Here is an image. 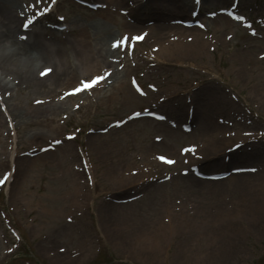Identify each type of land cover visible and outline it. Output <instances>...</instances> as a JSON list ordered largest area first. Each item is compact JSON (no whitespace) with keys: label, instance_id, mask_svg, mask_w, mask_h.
<instances>
[{"label":"rangeland","instance_id":"1","mask_svg":"<svg viewBox=\"0 0 264 264\" xmlns=\"http://www.w3.org/2000/svg\"><path fill=\"white\" fill-rule=\"evenodd\" d=\"M251 1L252 0H243V2L250 5V7L253 6ZM257 3L258 6L263 5L264 7V0H257ZM68 5H71L70 9ZM227 5L228 2L224 6ZM58 7H60L59 9L61 10L58 11V13L63 15L67 12L68 16L76 20L75 26L77 23L85 21L98 22L101 20L106 22L110 27V35L112 37L119 36V34L126 32L129 28H133V30L128 32H139L144 28L140 25L138 27L128 26L125 18L116 22L114 19V17L118 16L116 13H113V17L106 16L101 18L103 17L101 12L92 13L87 11L88 9L86 10L79 6L73 0L63 1ZM220 7H223L220 3L211 5L210 0H205V12L213 11ZM187 10L188 8H186L185 14H188ZM240 10H245V7H241ZM144 12V9L141 10L142 14H144ZM248 14L253 16L250 11H248ZM158 16L159 22H157V24L165 25L166 23L171 24V21L176 18H172V15L166 13ZM161 17L165 18V20H160ZM223 21L224 20H220L219 25L213 24L212 27H209L208 31L215 34L214 30H217L216 32L221 30L222 33L219 36L221 40L224 34L232 29H238L240 37L235 36L234 40L229 43L228 54L224 55L217 52H213L212 54L208 49H204V52L202 51L194 55L191 48L193 46L200 48L197 46L198 43H195L194 40L185 43L187 46H182L180 44L172 45V54L165 55L167 58L164 59L165 64H159L154 69L148 66L139 68L141 59L135 66H133L135 61L130 62L131 65L129 64L128 68L131 72L123 76L121 78L122 81L128 80L130 75L136 74L140 77L142 83L144 79H147V82H152V80L157 79L161 85L168 81L171 87L179 83L188 84L194 80H200L199 85L197 89L190 94L178 95L161 104L159 110L166 115L165 120L155 121L151 118H142L127 122L120 128L113 127L103 134L97 132L91 135L81 134L78 138H84L83 140H85V142H89V138L93 139L92 143L89 142L93 148H88L87 150L89 155L96 158L94 161L100 168H107L110 170L116 167L117 163H114L113 166L110 165L113 163L115 157L112 161L107 160V158H112L111 156H113L115 150L122 153L121 157H130L131 152H133L136 156H140L142 161H148L155 153L172 155L180 146L186 144L189 140L199 138L201 135L197 136L195 133L194 135L184 134L180 129V124L184 122L186 111L190 106H193L194 109L197 108L202 110L205 121L202 122L198 118H194L200 126L203 124L213 125L214 123L207 119L211 117L209 114L215 112L224 120L239 122L241 119L244 122L246 121V123L243 124V128L252 126L255 129L259 128L264 130V61H258L256 58L257 54L264 50V44L260 38H255L253 40L251 38L245 39V36H248L246 29L237 27V25L234 27V24L231 23L230 25H222ZM258 34L261 35L262 31L258 30ZM168 35L164 36L166 38L163 39V42L169 43L171 46ZM68 37H71V35ZM154 40L155 37L149 34L147 43L144 45L146 46L148 43L153 44L156 42ZM205 44V46L208 45L206 41ZM243 44H245V48H241ZM66 53L70 55L71 52L66 50ZM82 55L83 53L80 55H73L72 57L81 59L83 57ZM31 56L34 59L38 57L36 55ZM60 56L61 60L66 58L64 54H60ZM41 57L43 60H47L48 58ZM144 69L148 71L147 74L143 76ZM253 69L257 71L253 73ZM224 72L226 75H224ZM213 73L219 75L220 80L213 79L211 75ZM1 79L7 82L5 78ZM221 80H226L227 83H223ZM231 82L235 84V89L238 90L232 91L238 102L233 100L229 93L225 91L229 87L228 83ZM133 95L134 93L130 89L124 88L121 90L120 96L118 95V97L112 101L106 100L105 103L101 104L98 111L95 112L97 105L93 103L90 108L86 110L85 116L84 111L79 110L71 117L67 124L72 126H76V124L86 126L87 124V127L92 126L99 129L101 126L106 125L105 123L107 120L111 118L112 120H115L114 118H120L133 108L145 104L149 98H155L157 96L154 95V97H152L151 93H149L147 97H138V100H134L132 98ZM183 104L185 105L184 107L180 106ZM246 105L252 108L254 117L243 116L242 108ZM60 114L61 112H59L56 117ZM49 117H51L52 120L55 119L52 116ZM212 117L214 116L212 115ZM41 120L43 121L41 122ZM49 120L51 119L48 117L45 119L41 118L36 123H34L35 120H33L19 128V133H16V152L18 154L35 146L37 147L45 144L47 139L61 136L60 128L53 122H49ZM12 124H14V121H12ZM170 124H176V126L173 127ZM6 126L7 124L4 122L3 125L0 126V131L2 132L0 135V156L2 157H4L3 154L5 150H8L10 146V139H8V137L5 138V132H3ZM200 128H202V126ZM204 134L207 135V133H203L202 136ZM40 135L44 136V138L40 139L38 137ZM33 136L39 140H33ZM152 136L161 137L163 139L162 145H157L158 142L153 141L151 139ZM20 137H23V141H20ZM78 138L75 139V141H79ZM72 143L73 144L69 146L74 149L76 144L74 142ZM225 145H229V143H217L216 150H223ZM247 148L248 150L246 148L240 149L238 152L239 155L236 156L235 154V156H231L227 160V165L230 169L232 167L245 169L244 172H238V174L235 175V177L238 178H233L232 181L226 180V178L230 177L228 176L217 181H210L200 179L192 173L185 176L177 173L163 183L151 185V195L147 194L148 196H144V198L140 199L134 206H115L118 210H114L112 214L110 213L111 210H109V215L101 216L102 222L107 223L109 221L107 217L109 218L110 216L111 218H115L112 219L111 222L113 223L115 220L118 225L107 224L106 226H114L115 230L122 235L126 230L134 229L136 220L140 218V210H143L145 213L149 211L152 212L163 206L164 200L174 194L172 195L173 198L187 199L190 206L193 207L196 216H198L195 218V224L199 222V217L202 215L207 214L211 219V223L208 224L211 225L217 233L214 234V236L217 237L218 240H221L219 242H223L221 245V256L214 259L211 264H252L257 257H260V259L256 264H264V261L260 263L262 258H264V139L260 142L248 144ZM61 150L62 149L59 147H56L52 152L39 155L36 154L31 157L28 156L25 159H18L20 164L17 167L18 170H16L17 176L10 185L13 189L11 194L14 195L17 187L21 185L22 191H32L33 195H37V192H40L42 193L40 203H43L42 205L46 206V210H48L50 214L54 213V215L45 217V210L42 208L39 216L43 218L44 221H37L31 231L27 232L28 236L31 238L30 241L23 240L20 244L19 254L16 257L14 256L15 258L11 257L12 255L2 258L0 264H5L7 261H9L7 264H24L23 260L30 255L31 258L29 257V259H33L38 264H43L36 260L35 255L37 256V252L44 257L47 262L46 264H53L51 261H53L54 264H59L58 262L65 264L69 261V258L65 254H56L53 259L49 257L51 256L50 252H48L49 249L66 243L70 230H72L74 226L81 231H84L86 228L91 230L92 226L86 217L81 224H62L63 220L55 216L56 214L63 213L64 208H61L63 203H66L64 196L67 188L60 190V186H62L60 182L61 179L58 180L56 178V174L61 169L67 170L66 161L63 158V156L66 155L62 154ZM244 152H252L255 157H246L243 155ZM71 154L77 155L76 150ZM27 159H29V161L26 162ZM51 162H53L55 166L51 167ZM103 162L106 163V166ZM222 162L225 163V160ZM7 168L5 161L0 159V174ZM222 168L223 167L218 163H215L211 166L203 167V170L210 172ZM253 169L255 171H253ZM156 189H160L162 193L156 192ZM207 190L209 193L206 192ZM159 195L163 196L155 200ZM48 196L53 197L50 203L51 205H46ZM146 197H150V199L153 197L154 202H148ZM58 203L60 204V208ZM104 206L105 208L107 207L106 205ZM53 222H57V224L52 225ZM188 224H190V222H188ZM52 227L55 228L54 231H58L53 235L48 231ZM45 232H47L49 236L45 238L44 241L39 242V244L36 245V249H34V247L32 248V238L39 234H44ZM182 235L184 236L183 233ZM195 235L197 236L198 234ZM125 238L126 236L122 237L123 240ZM173 238L174 239H169V248L167 249V247L164 246L162 251L166 252L169 260L175 262V257L171 256L170 252L172 247L175 249L179 248L178 245L175 243L173 244L174 240L179 238V233H176ZM13 240V238L7 235L8 243L4 246H7V244L11 243ZM57 240H60V243L57 242ZM5 241L6 240H3V242ZM54 243L55 245H53ZM162 251L159 253L160 257L163 255ZM38 259L42 258L39 257ZM141 261L140 264H143L145 261L147 264H157L156 261L151 262V259H144Z\"/></svg>","mask_w":264,"mask_h":264},{"label":"bare ground","instance_id":"2","mask_svg":"<svg viewBox=\"0 0 264 264\" xmlns=\"http://www.w3.org/2000/svg\"><path fill=\"white\" fill-rule=\"evenodd\" d=\"M108 1L109 2L104 0L103 3H107L108 5L117 3L116 0ZM152 1L153 0H145L144 2H142V5H151ZM214 1L220 2L221 0ZM160 2L162 3H155L156 6H159L160 9H165V11L168 12L172 10L171 12L174 14L185 11L186 5H189L188 0H160ZM17 3L18 0H0V73L13 76V79H23L26 83H28V92L23 94L22 98L20 99L21 102L22 99H25L27 101L30 93H42L44 92L45 88L49 87L52 84V82L46 83L45 81L34 77L33 70L32 68H30V66L28 68H23L22 60L24 61L23 64L31 62L30 60H28L31 59V57H29L31 55L37 54L38 57H36V59L39 63H53V65L56 67L55 71L60 70L59 76H64V80L61 81L62 84H70V81H76L78 73H97V71L100 70L95 68H97L100 63L103 64L105 62L106 53L110 52L109 48H107L106 50L103 48V45L106 44V42L108 41L107 39L110 37V27L106 24V22L100 20L98 22L85 21L82 23H77L76 28H70V32L68 31L69 33H71V35L73 34V38L68 40L57 39L56 33L54 31L37 30L38 32L33 31L31 33L32 37L30 38V40L28 38L27 41H25L26 39L16 38V32L19 31V34L21 33V31L19 30L18 18L15 11ZM204 3L205 0H201V4L203 5ZM102 15L103 17L101 18H104L106 16H112L113 14H110L109 11H103ZM114 19L117 22L118 20H120V17H114ZM134 20L136 21V23H141L143 21L136 14L134 16ZM170 28L177 29V26H172ZM44 29L46 28L44 27ZM152 32L154 35L163 34L159 26L153 27ZM191 49L193 50L194 47H192ZM66 50H69V52H71L70 55L66 53ZM82 53L87 54L84 58V61H82L81 59L77 60V58L72 57L73 55H80ZM167 53L168 55H171L172 50H169ZM60 54H64L66 58L61 60ZM41 56L48 58L47 60H43ZM76 63L79 65L77 66L79 71H75L74 65ZM113 77L115 78V75ZM51 79L52 78H50V80ZM115 86L116 85H114L113 88H115ZM5 87L6 84L0 81V90L4 89ZM14 88H16V85H12V89ZM51 91H54V89H52ZM112 94L113 92L110 91L108 96L112 97ZM105 96L106 95H102L101 97L104 98ZM56 107L59 106L57 104H48L40 107H31L27 104L25 105L22 103H16L7 108V112H11L12 116L21 120V122H23L22 124H24L26 123V118L37 121L38 119L47 115L48 111ZM197 117L201 118L198 114ZM13 165H17L15 164V160L13 162ZM207 165L209 166L210 163H208ZM233 178L238 177L230 176L226 178V180L232 181ZM206 192L209 193L208 190ZM201 228L208 231V225L205 223L201 225ZM189 237L190 239L192 238V233L189 234ZM180 242L184 243L182 241ZM147 247L148 245H145V248ZM221 251L222 246L219 245L216 248V252L220 253ZM180 252L183 251H178L175 249L173 252L174 257H180L177 264H185L182 263V259H184L185 257H182L180 255ZM200 261L201 263H206L208 261L207 255L201 257Z\"/></svg>","mask_w":264,"mask_h":264},{"label":"snow or ice","instance_id":"3","mask_svg":"<svg viewBox=\"0 0 264 264\" xmlns=\"http://www.w3.org/2000/svg\"><path fill=\"white\" fill-rule=\"evenodd\" d=\"M43 2H44V0H39L38 3L36 2V3H34L32 5V7L34 9V15H33L34 18H33L32 21H29L27 24L24 25L25 28H28L29 25H31L34 20H37L39 18V16H42V15H44V14H46V13H48L50 11V8L46 5L44 7V11H41L38 16L35 15V11L40 9L39 8V5L42 4ZM52 2L54 3L55 0H52ZM195 3L196 4H199L200 3V0H195ZM221 11H226V10L225 9H222ZM228 14L230 16H233V18L236 19L237 21H244L245 23H247L246 22V18L243 17V16H241V15H238V14H236L234 12H229ZM209 15L215 16L216 13L215 12H210ZM248 26L250 27V25H248ZM200 27H204V25L201 24ZM254 34H255V32L253 31V35ZM25 38L26 37H24V36L21 37V39H25ZM141 39H142V36L141 35H137L135 37H124V38H121L120 40L114 41L112 47L113 48H119L121 45H124L126 43V41H128V40H136V41H139ZM173 39H175V37H173ZM189 39H191V37H189ZM262 58H264V55H262ZM51 71H52L51 68H45V69H43L41 71L40 76L41 77H45ZM110 76H111V73L110 72H107V71H105L103 73H97V74H92V75L86 76V77H84L82 79H79L78 80V84L76 86H73L69 92H65L64 95L65 96H69V95H73L75 93H80V92H83V91L90 90L94 86H98L100 82L107 80L108 77H110ZM132 85H133V87L135 88V90L140 95H146V93L139 86V84L136 82L135 79L132 80ZM148 88L152 89L153 91L156 90L154 84H149L148 85ZM161 99L163 100V97H161ZM37 103H40V101H37ZM140 115H141L140 112L133 111L132 114H131V116L129 117V119H134V118H136V117H138ZM152 115L153 116H156L157 114L156 113H152ZM159 118L160 119H164V117H162V116L159 117ZM123 123H125L124 120H119V121L116 122L117 125H120V124H123ZM104 131H107V129H104ZM72 138H73V136L70 134L69 137H68V139H72ZM157 139L159 140L160 137H157ZM53 143L60 144L61 141H53ZM233 147H237L238 148L239 145H233ZM47 150H48L47 148H42L41 149V151H47ZM181 151L182 152H186V153L187 152L195 153V146H189V147H186V148H182ZM156 158L158 160L164 162V163H167V164H173L174 163L173 160L167 158L164 155H159ZM134 171L135 170H133V174H134ZM253 171H255V170L253 169ZM10 176H11V173H9V172H5L2 176H0V185H4L8 181V179H9ZM88 179H89V181L91 180L90 177ZM68 220H69V222H71L72 217L69 216L68 217ZM8 251H12V249L9 248ZM61 251H63V249H61Z\"/></svg>","mask_w":264,"mask_h":264}]
</instances>
